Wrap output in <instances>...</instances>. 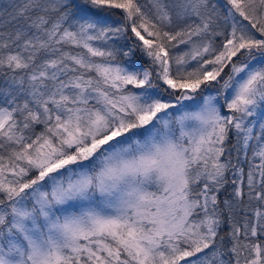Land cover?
Segmentation results:
<instances>
[{"label":"snow or ice","instance_id":"1","mask_svg":"<svg viewBox=\"0 0 264 264\" xmlns=\"http://www.w3.org/2000/svg\"><path fill=\"white\" fill-rule=\"evenodd\" d=\"M0 264H264V0H7Z\"/></svg>","mask_w":264,"mask_h":264},{"label":"trees","instance_id":"2","mask_svg":"<svg viewBox=\"0 0 264 264\" xmlns=\"http://www.w3.org/2000/svg\"><path fill=\"white\" fill-rule=\"evenodd\" d=\"M7 0H0V7H3Z\"/></svg>","mask_w":264,"mask_h":264}]
</instances>
